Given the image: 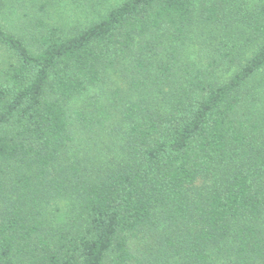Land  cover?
I'll return each instance as SVG.
<instances>
[{
    "label": "trees",
    "instance_id": "1",
    "mask_svg": "<svg viewBox=\"0 0 264 264\" xmlns=\"http://www.w3.org/2000/svg\"><path fill=\"white\" fill-rule=\"evenodd\" d=\"M0 264H264V0H0Z\"/></svg>",
    "mask_w": 264,
    "mask_h": 264
}]
</instances>
